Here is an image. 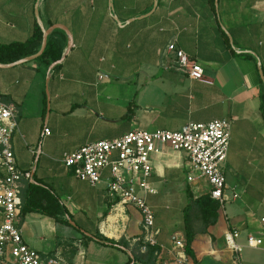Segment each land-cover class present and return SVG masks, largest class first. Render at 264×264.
Masks as SVG:
<instances>
[{
    "label": "crops",
    "instance_id": "obj_1",
    "mask_svg": "<svg viewBox=\"0 0 264 264\" xmlns=\"http://www.w3.org/2000/svg\"><path fill=\"white\" fill-rule=\"evenodd\" d=\"M37 17L47 38L61 39L59 59L0 62V100L17 109L12 151L18 168L31 174L22 181L17 222L23 241L68 264H144L133 260L144 252L133 251L141 214L107 195L109 168L92 185L65 167L63 154L132 130L227 119L223 170L228 192L238 197L223 208L204 181L187 180L184 151L165 146L151 156L154 191L145 197L159 230L155 264H173V241L186 233L193 264H233L224 234L234 229L242 264H264V0H0V44L31 38ZM170 41L201 64L211 84L167 67ZM33 205L59 219L23 212ZM248 235L262 245L248 247Z\"/></svg>",
    "mask_w": 264,
    "mask_h": 264
},
{
    "label": "built area",
    "instance_id": "obj_2",
    "mask_svg": "<svg viewBox=\"0 0 264 264\" xmlns=\"http://www.w3.org/2000/svg\"><path fill=\"white\" fill-rule=\"evenodd\" d=\"M166 51L169 57L168 68L179 71L190 79L211 84L204 76L201 64L174 41L167 44ZM16 117L15 105L0 100V263L68 264L57 253L44 256L28 246L17 225L22 205V181L31 179V174L18 168L12 151L11 136L17 127ZM43 132L49 134V129L44 128ZM229 137L230 121L227 119H214L205 123L189 122L176 131L132 130L117 138L89 142L73 152L64 153L62 162L77 178L92 185L102 182L101 170L109 168L110 174L103 180L107 195L139 210L142 236L137 241L141 243L140 249L145 251L147 245L158 247L159 233L154 224L153 211L145 197L147 193L154 191L148 182L152 167L151 156L159 153L165 146L184 151L189 166L187 180L204 181L209 186V196L223 208L226 202L238 197L237 193L228 192L223 170ZM30 151L35 154L37 149L31 147ZM238 236L236 229L224 234L227 246L234 252L233 264H242V246L236 243ZM246 245L258 248L262 245V239L248 235ZM173 246L176 250L173 264H193L185 251L183 239L175 238Z\"/></svg>",
    "mask_w": 264,
    "mask_h": 264
},
{
    "label": "trees",
    "instance_id": "obj_3",
    "mask_svg": "<svg viewBox=\"0 0 264 264\" xmlns=\"http://www.w3.org/2000/svg\"><path fill=\"white\" fill-rule=\"evenodd\" d=\"M211 3L214 4V0H211ZM41 40H42V32L39 26L35 25L33 35L31 36V38H29L25 42L0 44V62L4 63V62L16 61L18 59H21V58H24L26 56L36 53L37 48L41 44ZM62 49H63V43L61 39L58 36H55V37L49 36L47 38L46 47L38 58H48L52 61H56L59 59ZM259 98H260L259 107L264 117V86L261 87ZM28 187L32 188V185L29 184ZM201 197H207V196L202 195L199 198ZM216 204H215V207H216ZM27 210L38 211L40 213L51 215L55 217L56 219H59L53 212H50L45 208L35 207L34 205L28 208H23V212ZM60 213H63V211L60 210ZM65 222H68V221H65ZM105 241L107 244L112 245V246H120V245L124 247L127 246V244L123 240L114 241V240L106 239ZM191 241H192V236L189 233H186V238L184 240L185 251L190 258L192 257ZM140 246H141V243H138L136 247L133 248V251H135V249L139 250ZM157 251H158L157 246L147 245L143 253L136 252L134 254L133 260L143 262L144 264H155L157 260V255L155 253ZM131 261L132 260H130L127 264H131Z\"/></svg>",
    "mask_w": 264,
    "mask_h": 264
},
{
    "label": "water",
    "instance_id": "obj_4",
    "mask_svg": "<svg viewBox=\"0 0 264 264\" xmlns=\"http://www.w3.org/2000/svg\"><path fill=\"white\" fill-rule=\"evenodd\" d=\"M215 1H217V0H215ZM155 5H156V0H154V6ZM37 22H38V24L40 26V29L42 31V42H41L40 48H39V50L36 53H34V54H32V55H30L28 57L22 58L19 61L30 60V59H34V58L40 56L42 54L43 50L46 47L47 34H48L49 30L48 29H44V27H43V25H42V23H41V21H40V19L38 17H37ZM260 75H261V79H262V81L264 83V77H263L261 71H260Z\"/></svg>",
    "mask_w": 264,
    "mask_h": 264
},
{
    "label": "rangeland",
    "instance_id": "obj_5",
    "mask_svg": "<svg viewBox=\"0 0 264 264\" xmlns=\"http://www.w3.org/2000/svg\"><path fill=\"white\" fill-rule=\"evenodd\" d=\"M36 158H37V157L35 156V157H34V161H33V165H34V163H35Z\"/></svg>",
    "mask_w": 264,
    "mask_h": 264
}]
</instances>
